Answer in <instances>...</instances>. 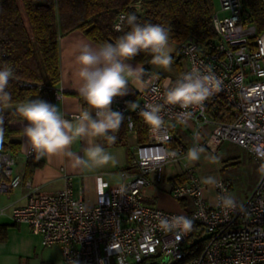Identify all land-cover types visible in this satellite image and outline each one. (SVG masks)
<instances>
[{
    "label": "built area",
    "instance_id": "built-area-1",
    "mask_svg": "<svg viewBox=\"0 0 264 264\" xmlns=\"http://www.w3.org/2000/svg\"><path fill=\"white\" fill-rule=\"evenodd\" d=\"M219 2L220 9L213 16L217 39L204 46L190 38L178 47L177 55L187 63L183 73L210 65L221 82L220 90L202 107L187 109L193 115L184 123L178 114L185 110L165 102L166 84L151 69L143 76L140 108H128L134 94L114 98L115 111L127 115L129 133H136L134 116L148 103L162 106L164 125L154 132L141 118L149 140L133 151L129 168L137 171L124 172L116 185L98 177L94 203L76 195L70 174L62 176L61 190L41 192L16 174L18 155L0 153V194L22 187L29 193L27 204L12 211V221L38 234L44 247H61L64 264L74 258L79 264H264V167L249 197L243 203L236 201L237 207L231 209L219 201L220 195H231L230 182L216 179L219 186L205 184L187 158L194 144L215 155L224 143H231L264 165V33L259 35L245 19L243 0ZM141 7V2L135 6ZM55 94L61 97L58 91ZM218 105L226 110L219 113ZM178 127L187 130L188 140ZM171 152L176 156L158 162V157ZM35 156L29 146L23 159ZM171 166L180 169L172 181L165 174ZM181 175L185 176L182 183L177 180ZM167 182V194L186 204L182 211L146 201V189ZM181 215L193 220V228L180 240L175 232L160 230V217ZM197 232L196 242L203 241V248L186 262L194 253L191 245Z\"/></svg>",
    "mask_w": 264,
    "mask_h": 264
},
{
    "label": "trees",
    "instance_id": "trees-1",
    "mask_svg": "<svg viewBox=\"0 0 264 264\" xmlns=\"http://www.w3.org/2000/svg\"><path fill=\"white\" fill-rule=\"evenodd\" d=\"M141 2V9L135 6ZM244 14L248 23L256 26L258 34L264 33V5L261 0H243ZM214 0H0V68L9 67L13 76L9 80L7 91L11 100L0 103V116L3 117L5 130L0 153L18 155L22 150L23 136L21 127H15L22 118L16 110L33 96L53 104L54 95L61 83L60 39L74 31L82 32L98 46L115 43L130 27L125 24L123 31L114 27L120 15L134 13L137 23L159 24L169 29V43L177 47L193 38L199 44L207 46L217 39L213 16L216 12ZM178 62V55L172 56ZM179 58V59H178ZM150 70L151 56L141 52L132 59ZM34 85L35 87H31ZM80 99L84 100L81 96ZM217 111L226 108L218 105ZM125 119L117 133V140L109 144L100 138L99 144L104 148L128 147L131 134L128 118ZM216 118H221L218 114ZM134 125L138 144L148 143V131L142 126L141 117L134 116ZM133 159L129 153V161ZM44 165L41 158L28 161L26 176ZM137 170L135 168L126 171ZM179 182L185 176H178ZM186 207L184 202H181ZM194 236L189 261L203 248V241L196 242ZM185 262V261H184ZM182 264V262L174 263Z\"/></svg>",
    "mask_w": 264,
    "mask_h": 264
},
{
    "label": "clouds",
    "instance_id": "clouds-1",
    "mask_svg": "<svg viewBox=\"0 0 264 264\" xmlns=\"http://www.w3.org/2000/svg\"><path fill=\"white\" fill-rule=\"evenodd\" d=\"M125 24L130 30L118 37L115 43L105 42L98 47L87 43L80 45L77 56L80 86L77 91L91 111L84 110L74 121H70L65 119L57 105L39 98L23 102L17 107L19 116L27 121L22 130L23 137H26L37 158L64 155L71 158L76 167L85 169L118 163L111 153L94 141L96 138H104L109 144L116 142L117 136L114 133L119 131L125 117L122 112L112 110L114 98L126 95L130 82L143 80L146 71L144 67L140 64L133 67L127 61L141 52H147L151 56L150 63L160 68L169 69L173 63L169 52V29L159 24L137 23L134 13L121 15L114 27L122 31ZM12 76L11 68H0V103L11 100V93L6 89ZM220 85L210 65L206 66V70L193 67L174 82L169 81L165 85L164 99L167 104L179 105L185 110L178 114L180 122L184 123L193 115L187 109L202 107L214 92L220 90ZM128 108L136 111L140 106L132 102ZM161 110V105L148 103L140 109L138 115L155 132L164 125ZM3 123V117L0 116V145L5 135ZM129 127H132L130 118ZM80 140L87 141L84 155L70 150ZM202 151L194 144L188 149L187 158L198 161ZM169 156L175 157L176 153H166L158 157V162H166ZM204 183L219 186L214 177H206ZM219 201L225 208L237 207L234 197L226 193L219 196ZM158 226L162 231L175 232L176 239L180 240L183 234L192 230L193 220L182 215L160 217ZM69 264H79V261L74 258Z\"/></svg>",
    "mask_w": 264,
    "mask_h": 264
},
{
    "label": "crops",
    "instance_id": "crops-1",
    "mask_svg": "<svg viewBox=\"0 0 264 264\" xmlns=\"http://www.w3.org/2000/svg\"><path fill=\"white\" fill-rule=\"evenodd\" d=\"M83 43L98 47L97 44L89 40L80 31H74L60 39L62 77L61 83L56 91L59 92L61 97L57 98L55 94L53 105H57L65 119L70 121H74L84 110L91 111L86 102L80 99V94L77 91L80 86L77 56L79 55L80 45ZM174 55H177V50ZM127 63L131 64L133 67L137 64L144 67L143 64L133 60L127 61ZM150 69L153 70L152 66ZM161 78L163 80L162 76ZM175 80L176 79H173L172 82ZM142 88V82L129 83L127 94L135 95L132 102L136 104L140 103L141 97L139 92ZM38 98L40 99L39 96H33L28 100ZM111 108L115 111L113 104ZM10 109L16 110L17 107H10ZM26 124L27 121H21L15 123L14 126L23 128ZM130 134L131 137L127 148H105V150L111 153L118 161L116 165L109 163L108 165L85 169L76 167L74 161L67 156L54 155L50 157H41L44 161V165L35 169L29 176H26V165L28 161L21 158L22 162L17 163L15 172L20 175L24 181H30L36 188H39L41 192H56L61 190L64 186L62 176L64 174H70L74 178L76 195L84 197L89 203H94L96 201L98 177H102L110 185H116L122 181V175L130 165L129 153L132 152L133 155L135 147L139 145L137 134ZM21 141L22 150L20 154L23 155L30 145L27 143L26 137L22 136ZM99 141L100 138H96L94 142L99 144ZM87 146L86 140H80L75 142L70 150L84 155L83 150ZM176 175L177 173H174L172 175H166V177L168 180L172 181ZM216 179L221 178L218 175ZM169 182L165 183L160 188L151 187L146 189V201L158 205V203H165V200H167L171 202L172 205L170 208L164 206H162V208L171 211H182V204L174 201L167 194L170 188ZM81 189L84 191L81 192ZM28 198L29 193L24 187L16 189L11 194H0V264H64L61 247H44L41 243V237L38 234L31 231L28 226L16 224L12 221V211L16 208L25 206L28 202Z\"/></svg>",
    "mask_w": 264,
    "mask_h": 264
},
{
    "label": "rangeland",
    "instance_id": "rangeland-1",
    "mask_svg": "<svg viewBox=\"0 0 264 264\" xmlns=\"http://www.w3.org/2000/svg\"><path fill=\"white\" fill-rule=\"evenodd\" d=\"M214 3L216 9L219 10V0H214ZM176 50L177 47L170 43L169 52L171 56L175 54ZM175 60L177 59H174L169 69L151 65L153 70L163 77L165 84L173 79H177L187 65L183 59H180L178 62ZM178 133L186 140L189 139L185 128L178 127ZM17 157V163L22 162L23 155L19 153ZM190 165L195 174L202 178L214 177L216 179L219 175L221 179L228 180L231 184V195L239 203H243L249 197L264 167L262 162L253 158L245 149L231 143H224L215 155L208 151H202L200 159L198 161H190ZM174 173H180V169L176 166L165 169L166 175H172ZM165 201V203H158V205L160 207L170 208L172 203L167 200Z\"/></svg>",
    "mask_w": 264,
    "mask_h": 264
}]
</instances>
